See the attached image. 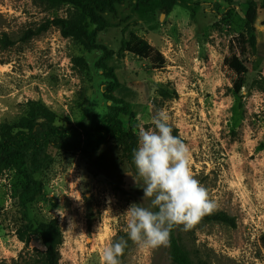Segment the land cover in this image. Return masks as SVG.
Here are the masks:
<instances>
[{"label":"rangeland","instance_id":"374dc122","mask_svg":"<svg viewBox=\"0 0 264 264\" xmlns=\"http://www.w3.org/2000/svg\"><path fill=\"white\" fill-rule=\"evenodd\" d=\"M258 6L257 52L250 48L248 3ZM159 0H127L100 43L115 52L107 61L121 83L118 99L128 102L132 117L125 125L154 127L161 109L191 152L194 177L207 188L217 207L236 219V227L197 223L180 226L182 245L196 264H264V0H178L170 15ZM69 17L91 33L95 26L69 6L47 10L38 0H0V33L15 42L0 45V125L23 127L31 101L46 105L61 127L103 117L111 102L104 91L109 80L97 62L100 51H88L52 28L27 42L24 33L47 19ZM152 47L147 58L128 51L132 36ZM245 86L236 93L237 65ZM139 118V119H138ZM52 166L37 175L42 192L28 203L34 223L57 219L64 243L61 264H103V250L121 238L128 249L120 264H172L169 244L142 250L127 235L128 207H147L143 189L108 155L102 172L80 155L51 150ZM28 183L27 166L18 160L0 174V264H33L45 249L41 238L25 247L17 232L23 224L20 193ZM142 186V181H141ZM63 214V216L60 215Z\"/></svg>","mask_w":264,"mask_h":264},{"label":"trees","instance_id":"16d2710c","mask_svg":"<svg viewBox=\"0 0 264 264\" xmlns=\"http://www.w3.org/2000/svg\"><path fill=\"white\" fill-rule=\"evenodd\" d=\"M47 10H59L69 6L75 11H81L95 26L90 33L82 23L69 17H54L47 19L37 29L26 31L22 41H29L38 37L50 29H57L65 39H74L82 44L88 51H100L102 56L97 62V67L102 70L104 77L109 82L106 84L104 97L111 102L109 112L103 117H97L90 122H82L78 126L61 127L56 124V115L46 105L31 101L26 116V124L16 128L10 124L0 125V174L2 171L18 160L25 162L27 166L28 183L23 186L20 193L23 224L17 232L18 239L29 248L33 239L41 238L45 249L39 252L41 258L33 264H61L60 250L64 243V235L57 219H51L42 223H34L28 216V203L42 192V183L35 177L48 170L53 162L51 150L65 154H80L97 173L102 172L109 153L113 156V164L135 169L132 163L133 149L137 148L138 135L129 129L123 116L132 117L133 112L128 102L116 97L121 83L115 69L108 66L107 61L115 56V52L106 45L100 43V36L111 26L106 15H115L118 8L126 4L127 0H38ZM227 4H233L235 0H221ZM178 0H159V10L170 15L175 9ZM258 19V6L256 2L248 3L246 15L247 37L250 48L257 52L256 21ZM13 42L7 33H0V45L2 49L12 47ZM128 51L147 58L152 47L147 41L133 35L126 44ZM245 68L237 65V80L235 82L236 93H241L245 86ZM178 136L177 132H174ZM221 223L230 227H236V219L224 212H212L205 215L198 223ZM180 226L174 228L170 234L169 255L172 264H196L190 253L182 245L178 235ZM264 247V235L261 238ZM128 249L124 250L122 259Z\"/></svg>","mask_w":264,"mask_h":264},{"label":"clouds","instance_id":"9594fccd","mask_svg":"<svg viewBox=\"0 0 264 264\" xmlns=\"http://www.w3.org/2000/svg\"><path fill=\"white\" fill-rule=\"evenodd\" d=\"M169 119L161 109L151 119L154 127L146 128L143 121L137 125L138 144L132 152L136 172L126 171L142 187L143 200L150 201L147 207L133 203L126 210L128 238L142 250L167 246L174 228L191 230L217 207L194 177L190 149L173 135ZM126 247L123 238L107 246L101 254L103 264H120Z\"/></svg>","mask_w":264,"mask_h":264}]
</instances>
